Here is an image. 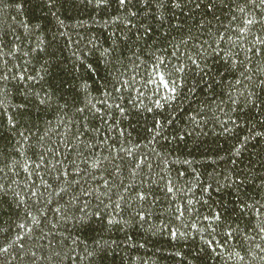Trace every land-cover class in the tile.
Wrapping results in <instances>:
<instances>
[{"label": "trees", "instance_id": "obj_1", "mask_svg": "<svg viewBox=\"0 0 264 264\" xmlns=\"http://www.w3.org/2000/svg\"><path fill=\"white\" fill-rule=\"evenodd\" d=\"M0 264H264V0H0Z\"/></svg>", "mask_w": 264, "mask_h": 264}]
</instances>
